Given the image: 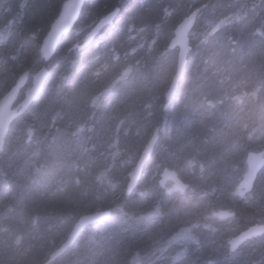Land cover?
I'll return each instance as SVG.
<instances>
[{
  "label": "trees",
  "instance_id": "obj_1",
  "mask_svg": "<svg viewBox=\"0 0 264 264\" xmlns=\"http://www.w3.org/2000/svg\"><path fill=\"white\" fill-rule=\"evenodd\" d=\"M64 2L0 0V97L23 73H28L17 95L16 103L20 104L34 73L43 64H48L50 70L44 92L13 120L0 151V264L44 262L79 216L99 207L113 208L112 215L87 227L68 252L56 259V264H132L126 261L135 251L147 250L148 253L149 239L160 237L162 231L173 228L175 225H171L178 224L180 219L191 221L193 226L206 220L215 225L207 228L214 241H205L201 246L196 244L195 257L206 253L205 256H213L210 264H221L228 259L234 262L249 241L238 250H233L227 239L220 241L217 230L222 219L215 218L213 213L221 208L235 212L233 218H228L232 220L228 225L230 237L249 225L264 222V198L259 203L248 200L260 192L264 196V170L254 190L241 198L237 185L246 170V153L238 158L236 155L245 147L248 151L264 148V132H259L260 129L264 131V105L259 104L262 100L264 102V66L263 69L257 68L264 62L261 58L264 47L254 52L248 33L252 30L264 37V0H89L74 29L62 38L55 56L47 62L43 59L41 47ZM204 3L207 5L201 9L190 35L192 49L187 59L186 75L189 73L198 80L203 73L212 71L219 77H231L226 73L231 69L228 64L232 63L236 73L234 81L253 80L255 87L248 92L240 82L234 92L216 99L209 98L211 100L203 99L205 91L194 107L193 97L197 93L190 94L187 102L171 100L167 96L166 88L176 69V60L162 92L154 90L162 83L161 67L167 56L177 58V52L169 49L177 22ZM115 7H120V11L113 24L82 50H73L75 43L83 42L88 29ZM82 20H86V24L73 36ZM143 34L148 35L147 41L142 38ZM123 36L135 41V45L127 48L126 52L122 50ZM211 52L219 53L213 55ZM225 53L226 59H222ZM124 54L140 60L154 57L155 66L148 64L146 68L134 71L126 64L121 69L123 79L108 83L111 61L114 59L116 64L124 61ZM241 54L250 59V62L243 63V67L238 63ZM211 61H216L220 71L212 68ZM65 66L68 69L60 71ZM71 69L75 72L72 80L59 75L69 73ZM231 78L225 82L229 84ZM56 81H61L59 89L50 90V84ZM183 90L182 81L179 94ZM156 94L159 100L155 98ZM84 97L85 103L81 104ZM101 99L103 101L99 104ZM226 101L224 109L215 113L217 117H209L207 113L200 116L195 110L200 102H205L208 107L217 104L219 108ZM158 105L160 112H167V116L176 123L181 122L180 114L186 118L185 112L191 111L195 118L204 121L206 127L217 128L218 133H212L211 144L205 145L202 138L208 132L207 128H197L186 137L191 128L182 130L168 121L161 124L163 128L156 150L163 143V151L170 155L172 146L178 152V147L191 136L199 139L195 149L197 156L193 157V161L196 158L198 161L188 166L187 174H181L188 185L187 190H173L167 195L169 198L188 196L193 191L203 190V194L198 195L203 200L198 201L204 208L194 210L190 201L157 200L158 207L162 204L161 219L148 220L146 224L143 219L147 221V212L157 209H148L147 200L164 196L156 181L159 170L169 162L158 161L159 168L150 175L152 178L146 177L144 172L130 194L127 193V184L144 145L142 138L138 145L132 140L141 129L139 126L142 124L138 122L147 108L151 110L150 117L157 121L159 108L152 110L150 106ZM228 106L249 110L250 119L239 114L230 122L224 119L223 114L221 118L219 114ZM129 111L132 112L129 121L135 122L131 126L126 120ZM70 113L76 115L71 123L66 119ZM247 122L255 127L246 126ZM241 127H247V130ZM173 128L178 142L165 141L164 135ZM253 136L256 138L252 141ZM223 139H226L224 143ZM200 148L205 153L211 152L203 156ZM156 150L147 167L157 158ZM209 165L215 167L212 173L207 169ZM228 169H236L239 174L228 177ZM60 173L62 177L56 180L55 175ZM190 210L194 212L190 213ZM225 221L229 222L223 219ZM121 234H126V237ZM122 241L124 243L120 244ZM254 242L256 245L260 243L259 252L264 264V235ZM219 247L224 250V261L219 260ZM177 260L178 257L172 255L168 259L160 258L156 264H177ZM141 264H149V261L143 260Z\"/></svg>",
  "mask_w": 264,
  "mask_h": 264
},
{
  "label": "rangeland",
  "instance_id": "obj_2",
  "mask_svg": "<svg viewBox=\"0 0 264 264\" xmlns=\"http://www.w3.org/2000/svg\"><path fill=\"white\" fill-rule=\"evenodd\" d=\"M173 20H174V17L171 18V21H173ZM85 24H86V20H82L81 24H80V27L77 28L76 32L73 33V36H76L77 31L81 27L83 28ZM253 28H254V26H253ZM149 32H150V30H149ZM248 33L251 35V40L252 41H251L250 45H251V49L254 52L257 51V50H260V48L264 47V37L256 35L255 32L252 31V30L249 31ZM253 36H254V39H252ZM162 37H164V36H162ZM142 38H144V40L147 41L148 40V35L143 34ZM172 38H171V40H172ZM122 40H123V42H122V50L124 52H126L127 48H130V47L135 45V41L133 42V40H130V38L128 39V38L123 36ZM171 40H170V44H169V49L175 50L177 52V58L174 55H168L167 56L168 58L166 57L167 59L166 60L164 59L165 63L161 67V74L163 75V79H162V83L159 86V88L154 90L156 93L162 92L163 88L165 87L167 79H168L170 73L173 70V66H174L175 60H176V65H177L178 48L177 47H173L171 45ZM145 41H143V42L145 43ZM78 46L79 45H74L72 47V49L73 50H76V49L77 50H82L85 47V46H83L82 48H80ZM191 49H192V47H191ZM191 49H190V51H191ZM211 53L213 55H217L219 52H211ZM222 53H224V52L222 51ZM126 55L127 54H124V56H126ZM251 55H252V53L249 52V56H251ZM256 55H259V54H256ZM188 56H189V54H188ZM226 56L227 55L225 53V57H223L222 59H224V58L226 59ZM260 56H258V57H260ZM153 58L154 57L151 58V56H148L147 59L140 60L139 58L135 59V57H127L126 56L124 61H122V62H120L118 64H116L115 60L113 59L111 61L112 70L110 71V79H109L108 83L115 82L117 79H123L124 76L121 75V69H123L126 64H129L130 67L134 71L146 68L149 65H150V67L155 66ZM261 58L264 60V56H262ZM132 60L134 61L133 63H132ZM225 62H227V60ZM244 62H250V59L247 58L246 54H241L239 56L238 63L240 65H242V67H243L244 66L243 65ZM262 64L259 65V67H257V68L258 69L259 68L263 69L264 65H262ZM188 66H187V63H186V72H187ZM211 66L217 72L220 71V69L218 67H216L217 66L216 61H211ZM228 66L231 69L226 74L227 75H231L232 78L228 77V76L227 77H222V76L219 77V76L215 75V73H213L211 71V72H208V73H203L201 75V77L197 80V79H194L193 75H190L189 73L186 75V72H185V77L183 79L184 90L181 92V94L179 95L178 99L182 98L183 102L185 100L187 102V100L190 97V94L193 95L194 93H197L195 95V97H193V100H194L193 103H194V107H195L198 97L199 96L200 97L203 96L202 94H204L205 91L207 93H205L206 96L203 97L204 100L209 99V98L216 99V98H218L221 95H226L227 96V94L230 91L234 92V90L237 87H239L240 82H242V81H240V80H235L234 81L236 73L234 72V68L232 67L233 64L229 63ZM222 70H224V69H222ZM203 71H204V69H203ZM74 73L75 72L71 69L69 73H64V74L60 73L59 75L61 77L69 78L70 80H72V77H74V75H75ZM222 74H224V73L222 72ZM76 78H78V77H76ZM229 78H231V79H230V82L228 84L225 81L228 80ZM232 79H233V83H232ZM48 80H49V77H48ZM60 82L61 81H56V82L51 83L50 84V90H58L59 89L58 86L61 85ZM208 86H209V88H208ZM150 89H152V88H150ZM151 93H152V95H154L153 92H151ZM149 94H150V92H149ZM96 99H98V96H96ZM227 99H229V98H227ZM209 100H211V99H209ZM102 101H103V99H101L99 104H101ZM35 102H33L31 104V106ZM205 102H203V103L200 102L197 105V108H195V110H197L199 112L200 116L206 115V113L208 114L209 117L210 116H215V113L222 111L224 109L226 103H227V101L224 102L218 108L219 105H217V104H215L216 105L215 107H208ZM84 103H85V97L83 98V102L81 104H84ZM159 106L160 105H158L157 107H155V106H152V107L154 109H158ZM232 107H234L236 110H242V109H237L236 106H232ZM131 113L132 112L129 111L128 114L126 115V120H128V123H130V126L135 124L134 121L133 122L129 121V120H131V118H129ZM224 113H225V111L221 112V115L224 114ZM246 119H247V117H246ZM150 123H152V122H150ZM152 125L153 124H149V122H148L147 124H142V125L139 126V128H141V129H140L137 137L135 139H132L133 142L135 141V143H134L135 145L139 144V141L141 140L142 135H143L144 131L146 130V126H147V134H148V129H149V127H152ZM253 127H255V125L251 124L250 128H253ZM241 128L244 131L247 130V127L246 128L241 127ZM259 132H264V131H262L260 129ZM191 133L192 132L189 133V136L191 135ZM144 136L145 135H143V137ZM256 136L252 137V141L255 140ZM187 137H188V135H187ZM185 139H186V137H185ZM163 147L159 146L157 148L156 153H158V155H155L157 157L156 158L157 160L156 159L153 160L150 163V165L148 166V169L145 172L146 177H147V175H148V177H151V178L153 177V176H150V175H152L154 170L159 168L160 164H159L158 161H160V160L169 162V163H164V165H168V166H165V167H169V168L174 169L179 174V176H181V174H187L188 173V166L191 164V162L193 163V157H196L197 153H192V154H188L187 153V154H184L180 158L181 154L179 152H177V150H176V148L174 146H172L170 155L165 150L163 151ZM176 152H177V155L179 154V158H180L181 161L180 160L178 162L175 161L174 154ZM160 168H161V166H160ZM161 172H162V169L159 170V174H161ZM143 174H144V172H143ZM195 174L198 175V171H196ZM156 182H157V185L162 189V193L164 194V196H162V197H158V198L154 197L156 199V201L157 200H162L163 198L166 197V200H163V202L164 201L170 202L171 198H169L170 196H168L167 194H170L173 190H175L174 186H173V182H170V181L167 182L168 186L165 189L162 188V185H161V182H160V176H158V181H156ZM155 185L156 184H154V186ZM187 187H188V185H187ZM175 191H178V190H175ZM178 192H182V191H178ZM121 193H123V192H121ZM192 193L193 194H190L188 196L178 195L176 197H173L172 200H177L178 202L179 201H190V204L194 206V210H197L198 209L197 207H203L204 208V206H202L203 203L202 202L200 203L198 201V200H203V199L199 198V196H198L200 194H203V190H199L198 192H194L193 191ZM167 197L169 199H167ZM154 198H152V199H154ZM263 198H264V196L262 197V193L260 192L257 195L254 194V195L250 196L248 198V200H254L256 203H259V200H263ZM161 207H162V204L157 209H154L152 213H148L147 212V221L144 218L143 219L144 222L146 224H148L149 223L148 220H159V219H161V212H162L161 211ZM194 210L190 211V213L194 212ZM186 214H188L187 211H186ZM218 219H221V218H218ZM191 223H192L191 221L180 219L178 224L175 223V224L171 225V226L175 225L173 228H169V230H166L165 232L162 231L160 237H158V238L152 237L151 239H149V242H150L149 246H148V251L149 252L147 253V250L146 251H139V250L135 251L133 253L132 259H131L132 264H141V262L143 260L149 261L150 264H156V262L160 258L162 259V258L166 257L168 259L169 256H172V255H174L175 258L178 257L177 264H190V262L188 260H186V259L190 258V257H193L195 255V252H197L196 247L198 245L201 246L205 241L212 242L213 239L211 238L210 232H209V230L207 228L209 227V225L212 226V227H215V225L210 224V222H207V220L206 221H201L199 223H195V225L197 226L196 228H195V225L193 226V225H191ZM215 223L216 224H219V223L221 224L222 221H219V223H217V222H215ZM220 224H219V228L223 229L224 227L220 226ZM121 229H122V231L125 230L124 228H121ZM219 235H221V234H219ZM51 242H48L49 245L51 244ZM185 244H186V246L184 247ZM196 244H198V245H196ZM43 245L46 246V243H44ZM217 252H218V255L220 256L219 260H222V261L226 260V256L224 255V250L222 248L219 247ZM179 256H181L182 258L179 259ZM259 262H260V264H262V262H263L262 254L260 255V261ZM56 263H57V260H55V261H53V262H51L49 264H56ZM168 264H174V263L168 262Z\"/></svg>",
  "mask_w": 264,
  "mask_h": 264
},
{
  "label": "water",
  "instance_id": "obj_3",
  "mask_svg": "<svg viewBox=\"0 0 264 264\" xmlns=\"http://www.w3.org/2000/svg\"><path fill=\"white\" fill-rule=\"evenodd\" d=\"M87 1L88 0H65L59 15L52 22L51 27L43 40L41 51L45 61H49L55 56L62 38L72 31ZM206 5L207 3L201 7L194 8L175 26L171 45L178 48V60L167 90V96L169 98H173L177 94L185 77L187 58L191 49L190 34L196 24L201 9ZM119 11L120 7H115L112 11H108L102 15L85 34L83 42L79 44L78 47L82 48L86 44L92 42L104 30V28L116 18ZM47 77L48 73L46 66H43L35 74L33 85L26 92L19 105L16 104V99L26 80V74L21 75L15 84L0 97V151L4 147L5 139L13 120L27 110L30 105L39 98L44 89ZM158 138L159 131L156 130L130 172L127 192H132L138 186L143 174L144 166L155 152ZM247 162L248 171L240 183L242 196L251 192L256 177L264 167V148L258 151H250L248 153ZM169 181L173 182L175 190L183 192L187 189V184L174 169L164 167L160 174L161 185L164 186ZM110 215L111 212L109 210L91 211L80 215L58 251L51 254V259L58 257V255H60L66 248L71 247L76 240H78L81 233L91 224L104 220ZM216 215L220 217H228L232 216L233 213L221 210L216 212ZM263 231L264 228L258 225L250 227L235 237L231 241V244L236 247L240 242H243L252 236L259 235Z\"/></svg>",
  "mask_w": 264,
  "mask_h": 264
},
{
  "label": "bare ground",
  "instance_id": "obj_4",
  "mask_svg": "<svg viewBox=\"0 0 264 264\" xmlns=\"http://www.w3.org/2000/svg\"><path fill=\"white\" fill-rule=\"evenodd\" d=\"M89 1V0H88ZM87 1V2H88ZM114 9V8H113ZM113 9H111L110 11H112ZM113 22H114V20L107 26V27H109L111 24H113ZM77 23V22H76ZM76 25V24H75ZM75 27V26H74ZM74 27H73V29H74ZM80 27V25L78 26V28ZM107 27H105L104 28V30L107 28ZM91 28V27H90ZM90 28L88 29V31L90 30ZM72 29V30H73ZM70 33V32H69ZM68 34V33H67ZM66 34V35H67ZM80 43L79 42H77V43H75L74 45H79ZM42 52V51H41ZM43 56V55H42ZM44 59V58H43ZM45 61V60H44ZM48 62V61H47ZM43 66H46V69H47V73H48V77H49V74H50V70L48 69V64H43L41 67H43ZM40 67V68H41ZM39 68V69H40ZM38 69V70H39ZM65 69H68V66H65L64 68H62L60 71H64ZM37 70V71H38ZM37 71L34 73V75H33V79H32V83H31V85L30 86H28L27 87V89H26V92L31 88V86L33 85V83H34V78H35V74L37 73ZM23 74H26V79H27V77H28V73H23ZM22 74V75H23ZM48 77H47V80H46V82H45V85H46V83H47V81H48ZM19 79V78H18ZM17 79V80H18ZM26 81V80H25ZM15 84V83H14ZM13 84V85H14ZM12 85V86H13ZM24 85V84H23ZM45 85H44V88H45ZM241 85L245 88V90L246 91H252L253 89H254V87H255V83H254V81L253 80H250V82L249 81H247V80H244V81H242V83H241ZM11 86V87H12ZM10 87V88H11ZM168 87H169V85H168ZM168 87L166 88V93H167V90H168ZM9 88V89H10ZM8 89V90H9ZM180 89V88H179ZM44 90V89H43ZM44 91H42V93H43ZM42 93H41V95H42ZM180 94H181V92H180ZM179 91L177 92V94L173 97V98H169V99H177V100H181V99H178V97H179ZM40 95V96H41ZM39 96V97H40ZM157 100H159L158 99V95L156 94V97H155ZM194 101V100H193ZM263 101V100H262ZM259 102V104L261 105V106H263L264 105V102ZM150 107H152V106H150ZM154 108L152 107V110H153ZM160 110H161V108H159L158 110H157V114H158V118H157V121H156V119H153V118H151L150 117V113H151V110L149 111L148 110V108H147V110L146 111H144L143 112V115H142V118H140V121L138 122V124L140 125V124H147L148 122H149V124H153L152 125V127H149V129H148V134H147V126H146V130L144 131V133H143V135H145L144 137H143V135H142V139L144 140V145H143V143H142V145H143V148H142V150H141V153H142V151L144 150V148H145V146L147 145V143L149 142V140L151 139V137L153 136V134H154V132L156 131V130H158L159 131V138H158V141H157V143H156V145L159 143V140H160V137H161V131H162V123L163 122H171L172 124H174L175 126H177L178 128H180V129H182V130H186V129H189V128H191L189 131H188V133H187V135L191 132V131H193V130H195V129H197V128H207V130H208V132L206 133V131H204V134L206 133V135L202 138V142L206 145V144H211V142H212V138H211V135H212V133H215V134H217L218 133V130H217V128H215V129H213V128H211L209 125H207V127H206V125H205V123H204V121L202 120V119H200V118H195V116H194V114H193V112H191V111H186L185 113L187 114V116H185L186 118H184L183 116L184 115H179V119H180V121L181 122H178L177 121V123H176V121L174 120V119H172V118H169L168 116H167V112H160ZM260 110H262V109H260ZM225 111L227 112L226 114H223V117H224V119H226L228 122H230V121H234L236 118H238V116H236V114H239V116H245V117H247V118H249V116H248V111L249 110H236L234 107H231V106H228L227 108H225ZM188 113H190V115L188 114ZM263 113V112H262ZM159 114H161L162 116L161 117H159ZM247 115V116H246ZM75 116L76 115H74V114H68V115H66V119L68 120V122L69 123H71V122H73L74 121V119H75ZM219 116L222 118V116H221V114H219ZM215 117H217V115L215 116ZM195 118V119H194ZM184 119V121H182ZM250 119V118H249ZM150 122H152V123H150ZM177 124V125H176ZM246 126H250V122H247L246 123ZM232 130V129H231ZM209 133H211V134H209ZM187 135H186V137H187ZM164 140L165 141H167V142H178L177 140H176V138H177V135L174 133V128H173V130L170 132V133H166V135H164ZM190 140H187V141H185L184 143H183V145L182 146H180V147H178L180 150L178 151L180 154H181V156H180V158L184 155V154H192V153H196V148H197V146L199 145V139L198 138H194L193 136H191L190 138H189ZM224 141H226V139H223V143H224ZM159 146H161V147H163V143H160L159 144ZM249 149L247 148V147H245L244 149H242L241 151L240 150H238L237 151V153H236V155H237V158L238 157H240L242 154H245L246 153V155H245V164H246V170H245V172H244V175L247 173V171H248V162H247V157H248V153H249V151H248ZM200 151H201V153L202 154H204L203 156H206V155H208V153L210 154V152L211 151H208V152H206L205 153V151L204 150H201V148H200ZM141 153H140V155H141ZM177 154V153H176ZM139 155V156H140ZM154 156V154L152 155V157ZM151 157V158H152ZM178 157V158H177ZM139 158V157H138ZM180 158H179V154H178V156L177 155H174V159H175V161H179L180 160ZM138 160V159H137ZM137 160H136V162H137ZM151 160V159H150ZM149 160V161H150ZM149 161H147V163L149 162ZM181 161V160H180ZM198 161V159L196 158V159H194V161L193 162H197ZM147 163L145 164V166H144V169H143V171L144 172H146V170L148 169V167H147ZM192 163V162H191ZM233 163V162H232ZM232 163H231V165H232ZM229 165H230V163H229ZM215 167L212 165H209L208 167H207V169L212 173V171H213V169H214ZM263 170H264V167L262 168V170L259 172V174H258V176L256 177V179H255V182H254V186H253V188H252V190L251 191H253L254 190V187H255V183H256V181H257V179H258V177H259V175L263 172ZM228 172H227V176L228 177H231V175H238L239 174V171L238 170H236V169H234V170H230V169H228L227 170ZM244 175L242 176V178L240 179V181L238 182V185H237V191H238V193H239V196L241 197V198H243V196L241 195V189H240V183L242 182V180H243V177H244ZM55 177H56V180L57 179H60L61 177H62V173H60V174H56L55 175ZM181 177V176H180ZM182 178V177H181ZM54 180V179H53ZM168 186V184H166V185H164V186H162V188H166ZM151 188V187H150ZM128 194H130V193H128ZM167 199H169L168 197H167ZM162 200H166V197L165 198H163ZM171 200H172V198H171ZM147 208L148 209H152V208H158V206H159V203L156 201V199L154 198V199H150V200H147ZM105 210H109L110 212H111V215H112V213H113V208H111V207H104V208H97L96 210H94V211H105ZM150 210H149V212H150ZM221 210H225V211H229V212H232L233 213V215L232 216H228V217H220V216H217L216 215V212H218V211H221ZM190 211H192V210H190ZM88 213V212H87ZM110 215V216H111ZM109 216V217H110ZM213 216L215 217V218H221L222 219V223H221V226L222 227H224L223 229H220L219 228V225H218V230H217V238L220 240V241H224V240H228V242H229V244H230V247L233 249V250H238L241 246H242V244H244L245 242H247V241H249L248 242V245H246V247L238 254V257H236L235 259H234V262H230V260L228 259L227 260V262H222L221 264H257V262L259 261V256L261 255V252H259V245H260V243H258L257 245H256V243L257 242H254L255 241V239L256 238H258L259 236H261V235H264V231L262 232V233H260L259 235H255V236H252L251 238H249V239H246L245 241H243V242H240L236 247H234V246H232V244H231V241L235 238V237H237L238 235H240L242 232H244L245 230H247V229H249L250 227H253V226H255V225H258V226H261V227H263L264 228V222L262 221V222H258V223H254V224H252V225H249L248 227H246L245 229H243L242 231H240L239 233H237V234H235V235H233V236H231L230 237V230H229V226H230V224L232 223V220H230V219H228V218H233L234 216H235V212L234 211H231V210H228V209H223V208H221V209H217V210H215L214 211V213H213ZM109 217H107V218H109ZM106 218V219H107ZM106 219H104V220H106ZM223 219L224 220H228L229 222H223ZM104 220H100V221H104ZM100 221H97L96 223H99ZM229 225V226H228ZM73 226H74V224H73ZM73 226H72V228H73ZM71 228V229H72ZM71 229H70V231H71ZM86 230V229H85ZM84 230V231H85ZM69 231V232H70ZM83 231V232H84ZM69 232L64 236V238L62 237L61 239H60V241H59V243L55 246V247H53L50 251V254L49 255H47L46 257H45V260H44V262H43V260H41V261H38V260H36V261H33L31 264H42V262H43V264H49V263H51V262H53V261H55L57 258H59V257H61V256H63L66 252H68V250H69V248L70 247H68V248H66L60 255H58V257H56V258H54V259H51V254H53V253H55L56 251H58V249L60 248V246L63 244V242H64V240L67 238V236H68V234H69ZM82 232V233H83ZM81 233V234H82ZM219 234H221V235H219ZM122 235V234H121ZM81 236V235H80ZM79 236V237H80ZM123 237H126V234L125 235H122ZM122 236H121V238H122ZM125 241V240H124ZM76 242H77V240H76ZM75 242V243H76ZM122 243H124L123 241L122 242H120V244H122ZM125 252H129V250L128 249H126L125 250ZM206 255V253L204 254V255H201V256H199V257H195V258H193V257H190V258H187L186 260H188L189 262H191V263H193V264H210L212 261H213V256H205ZM205 256V257H204ZM32 258V257H31ZM131 259H132V257L131 258H129V260L128 261H126L127 263H130L131 262ZM132 263V262H131ZM150 264V263H149Z\"/></svg>",
  "mask_w": 264,
  "mask_h": 264
},
{
  "label": "flooded vegetation",
  "instance_id": "obj_5",
  "mask_svg": "<svg viewBox=\"0 0 264 264\" xmlns=\"http://www.w3.org/2000/svg\"><path fill=\"white\" fill-rule=\"evenodd\" d=\"M248 194H249V193H246L245 196L248 195Z\"/></svg>",
  "mask_w": 264,
  "mask_h": 264
}]
</instances>
